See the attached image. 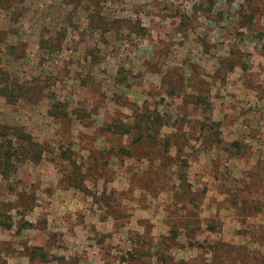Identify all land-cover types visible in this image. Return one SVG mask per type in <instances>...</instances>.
Returning <instances> with one entry per match:
<instances>
[{
  "label": "rangeland",
  "instance_id": "obj_1",
  "mask_svg": "<svg viewBox=\"0 0 264 264\" xmlns=\"http://www.w3.org/2000/svg\"><path fill=\"white\" fill-rule=\"evenodd\" d=\"M94 12L112 30L88 24ZM3 77L26 92L14 103L0 95V124L23 128L43 154L0 174V264L264 255V0H10L0 6ZM140 107L164 122L144 143L136 129L107 130ZM205 118L243 152L208 142Z\"/></svg>",
  "mask_w": 264,
  "mask_h": 264
},
{
  "label": "trees",
  "instance_id": "obj_2",
  "mask_svg": "<svg viewBox=\"0 0 264 264\" xmlns=\"http://www.w3.org/2000/svg\"><path fill=\"white\" fill-rule=\"evenodd\" d=\"M9 1L10 0H0V6ZM71 1H75L79 4L81 3V0ZM253 16V13H250L249 16L242 14V20H240L242 21L241 25L245 26L247 23H251ZM86 19L88 20V24L100 29L102 32H108L112 30L111 28L114 26V20L106 21V19L97 12L88 13ZM42 43L44 47V40H42ZM24 87L25 86L22 84H18L15 81H10L7 77H3L0 81V95L3 96L8 103H14L19 97L25 94L26 91ZM194 102H196V104L204 103L206 106L209 105L208 101L200 95L196 96ZM49 113L52 116L57 115V113H54L52 109ZM162 124H164V122L159 112H149L140 107L137 110L132 123H123L122 121L113 122L107 126V130L114 134L130 135L133 133V129H136L137 137L133 141H142V143H144L148 132L150 130L157 131ZM219 125V122L213 121L211 118H205L199 123L201 130L206 134L204 138L208 140V142L213 144H223L224 149L227 152L241 154L243 152L242 148H245L246 146L242 144L241 141L236 140L229 143H223V140L220 137ZM0 137L2 138L0 141V174L2 176H6L7 172L12 169V162L14 159L18 160L21 158L22 160H27L33 163L40 161L43 154L41 145L34 140L30 133L24 131L20 126L0 124ZM171 143L170 138L165 139L161 144V152L167 151L171 146ZM119 151L126 155H129L130 153V150L127 148H122ZM61 154V157L64 160H69L72 166V173L69 175V182L73 186H80V180L76 177V161L72 159V156L70 152L68 153V151H62ZM178 176L180 182L182 183L183 180H185V174L181 173ZM0 225H3V223H0ZM5 226L6 228L10 227L9 224H5ZM255 259L256 264H264V255H257Z\"/></svg>",
  "mask_w": 264,
  "mask_h": 264
}]
</instances>
